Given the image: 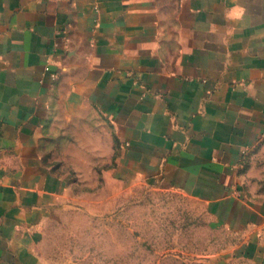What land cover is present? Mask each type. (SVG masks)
I'll return each mask as SVG.
<instances>
[{
    "label": "crops",
    "instance_id": "obj_1",
    "mask_svg": "<svg viewBox=\"0 0 264 264\" xmlns=\"http://www.w3.org/2000/svg\"><path fill=\"white\" fill-rule=\"evenodd\" d=\"M56 105L109 124L111 180L171 178L264 264V0H0V264H48Z\"/></svg>",
    "mask_w": 264,
    "mask_h": 264
},
{
    "label": "rangeland",
    "instance_id": "obj_2",
    "mask_svg": "<svg viewBox=\"0 0 264 264\" xmlns=\"http://www.w3.org/2000/svg\"><path fill=\"white\" fill-rule=\"evenodd\" d=\"M63 114L56 105L42 124L43 161L65 186L40 234L48 264H260L214 204L171 178L111 180L109 124L94 109Z\"/></svg>",
    "mask_w": 264,
    "mask_h": 264
}]
</instances>
